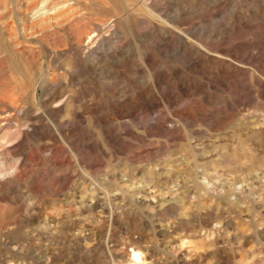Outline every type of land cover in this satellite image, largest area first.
Masks as SVG:
<instances>
[{
  "label": "rangeland",
  "instance_id": "374dc122",
  "mask_svg": "<svg viewBox=\"0 0 264 264\" xmlns=\"http://www.w3.org/2000/svg\"><path fill=\"white\" fill-rule=\"evenodd\" d=\"M0 264H264V0H0Z\"/></svg>",
  "mask_w": 264,
  "mask_h": 264
}]
</instances>
